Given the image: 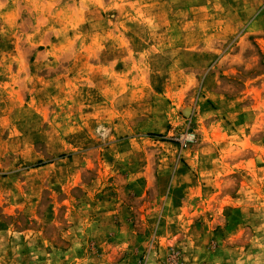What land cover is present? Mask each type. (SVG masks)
Masks as SVG:
<instances>
[{
    "label": "rangeland",
    "instance_id": "obj_1",
    "mask_svg": "<svg viewBox=\"0 0 264 264\" xmlns=\"http://www.w3.org/2000/svg\"><path fill=\"white\" fill-rule=\"evenodd\" d=\"M126 257L264 264V0H0V264Z\"/></svg>",
    "mask_w": 264,
    "mask_h": 264
},
{
    "label": "crops",
    "instance_id": "obj_2",
    "mask_svg": "<svg viewBox=\"0 0 264 264\" xmlns=\"http://www.w3.org/2000/svg\"><path fill=\"white\" fill-rule=\"evenodd\" d=\"M71 239V244H69V245H67L66 246V248H62L63 250H66V252H68V251H72L74 248H76V246H75V244H76V242L79 240V238L78 239H75V241L74 240H72V238H70ZM68 249V250H67ZM129 258H124L121 262H119L118 264H121V263H126V261L128 260Z\"/></svg>",
    "mask_w": 264,
    "mask_h": 264
}]
</instances>
